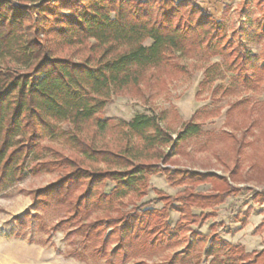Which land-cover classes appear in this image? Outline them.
Masks as SVG:
<instances>
[{
  "label": "trees",
  "instance_id": "1",
  "mask_svg": "<svg viewBox=\"0 0 264 264\" xmlns=\"http://www.w3.org/2000/svg\"><path fill=\"white\" fill-rule=\"evenodd\" d=\"M59 46L86 49L89 54L78 60L61 56L56 53ZM201 48L228 60L236 82L257 83L252 77L256 71L252 76L242 74L248 65L255 67L250 53L235 49L223 24L195 0H0V186L27 173L59 170L56 181L32 191V205L54 203L66 208L69 216L57 225L73 226L67 234L81 236L83 242L79 247L71 242V255L85 258L86 250L112 263V254L120 253L125 259L134 245L140 252L188 231L198 237L191 226L207 215L195 214L192 208L218 205L224 194L239 191L230 186L221 195L192 194L186 187L176 197L186 201L182 205L159 193L162 209L138 206L120 212L122 200L139 191L138 183L147 174L160 172L157 164H134L130 155L99 152L74 136L85 155L94 154V159L100 155L121 168L97 173L77 166L74 158L40 161L35 156L39 142L57 134V122L67 121L78 131L89 124L105 130L109 118L99 114L116 91L137 83L145 69L164 63L174 53ZM123 124L127 133L141 139V148L132 152L135 158L173 140L153 115L138 113ZM198 128L188 124L183 134ZM64 166L71 170H62ZM165 173L171 185L214 176L202 178L169 168ZM108 182L114 183L110 190ZM99 186L102 190H97ZM253 200L264 203V192L255 193ZM169 208L180 213L174 225L169 222ZM101 209L106 216L90 219L91 212ZM117 210L119 215L108 214ZM108 226L112 230L105 234ZM113 238L117 241L108 252ZM214 244L227 248L218 253L219 264H264V248L247 252L241 244L233 245L214 234L208 254Z\"/></svg>",
  "mask_w": 264,
  "mask_h": 264
},
{
  "label": "rangeland",
  "instance_id": "2",
  "mask_svg": "<svg viewBox=\"0 0 264 264\" xmlns=\"http://www.w3.org/2000/svg\"><path fill=\"white\" fill-rule=\"evenodd\" d=\"M219 8L214 13L206 10L223 24L235 49L250 53L255 67L248 65L242 74L252 76L256 71L252 76L256 84L236 82L228 60L215 52L205 48L177 52L164 63L145 69L137 83L112 95L113 101L99 114L109 118L105 130L89 124L78 131L67 121L57 122V134L42 139L35 156L40 161L74 158L77 166L97 173L121 168L100 155L97 159L94 154L85 155L74 136L99 152L130 155L134 164H157L160 172L147 174L138 183L139 191L122 200L120 212L138 206L162 209L164 202L158 199L159 193L182 205L186 201L176 197L186 187L192 194L221 195L230 186L240 188L239 191L224 194V201L218 205L192 208L195 214L207 215L201 223L191 226L199 234L197 238L188 231L147 251L139 252L134 245L128 248L125 259L120 253L112 254L113 262L108 263L105 257L86 250L85 258L70 254L71 242L78 247L83 242L81 236L67 234L73 226L57 225L69 216L64 206L32 205V191L56 181L59 170L27 173L20 180L0 186V264H219L218 253L227 248L214 244L211 253H207L214 234L233 245L241 244L247 252L264 248V203L253 200L255 193L264 192V0H225ZM56 53L77 60L89 54L86 49L60 46ZM138 113L155 116L173 140L135 158L132 152L141 148V139L127 133L123 121ZM188 124H197L199 128L183 134ZM166 168L198 173L202 178L214 176L171 185ZM113 185L108 182L107 190ZM169 209V222L174 225L180 213ZM105 211L91 212L90 219L106 216ZM120 212L108 214L116 216ZM111 230L108 226L105 234ZM116 241L113 238L108 243V252Z\"/></svg>",
  "mask_w": 264,
  "mask_h": 264
},
{
  "label": "crops",
  "instance_id": "3",
  "mask_svg": "<svg viewBox=\"0 0 264 264\" xmlns=\"http://www.w3.org/2000/svg\"><path fill=\"white\" fill-rule=\"evenodd\" d=\"M205 9H210L213 13L220 10L219 5L224 6L225 0H195ZM219 8V9H218Z\"/></svg>",
  "mask_w": 264,
  "mask_h": 264
}]
</instances>
